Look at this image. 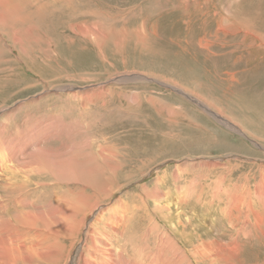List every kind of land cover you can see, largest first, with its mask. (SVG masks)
I'll return each mask as SVG.
<instances>
[{
	"label": "rangeland",
	"instance_id": "obj_1",
	"mask_svg": "<svg viewBox=\"0 0 264 264\" xmlns=\"http://www.w3.org/2000/svg\"><path fill=\"white\" fill-rule=\"evenodd\" d=\"M22 4L0 121L50 164L20 192L55 212L35 264H264V0Z\"/></svg>",
	"mask_w": 264,
	"mask_h": 264
},
{
	"label": "bare ground",
	"instance_id": "obj_2",
	"mask_svg": "<svg viewBox=\"0 0 264 264\" xmlns=\"http://www.w3.org/2000/svg\"><path fill=\"white\" fill-rule=\"evenodd\" d=\"M24 1L25 0H0V32L6 35L7 32L4 33V29H12L11 33L16 35V39L14 40L16 41L15 47L19 48L20 50L22 49L20 47V44L24 40L22 39L23 32L16 29L15 22L18 23V21H23L26 17V14L23 15L24 10L22 7V2ZM190 99H192V96ZM197 103L203 109H206V107L202 106L199 102ZM206 111L208 110L206 109ZM210 113L212 114V116L215 115L217 118L215 116L214 117L218 119L219 123L221 122V124L226 122L225 124L227 125V122H229L222 117L220 118L215 113ZM10 114L5 115L4 117L1 115L3 117L1 120L5 123ZM2 121H0V264H35V262H37L41 257V249L43 247L42 244L46 236H49L47 235V233H49L48 229H51L52 224L54 225L55 212L49 209L46 216H43L42 214L41 216L37 215V217L32 216L31 213L33 211H25L27 204L25 202L26 200L24 201L23 197L21 196V193L24 190H22V188H25L27 182L33 180L34 174L32 173L34 171L39 172L42 166H48L50 164L48 163V159L46 157L41 158L40 156H37L33 160H28L27 158L22 156L24 155V151L28 149L26 136H29L30 130H27V133L25 132L23 135L14 137V139L11 140L10 143H7L4 140V132L9 125H5L4 123L1 124ZM34 133L36 134V132ZM19 137L20 139H18ZM36 150L38 149L36 148ZM53 167L54 166H51V169H53ZM18 176L20 178H18ZM37 183L39 184L40 182ZM99 202L101 201H98V203ZM96 203L97 202L90 204L89 208H91ZM17 206L20 209H16ZM71 206L72 205L69 206L70 209ZM14 208L15 211H13ZM101 212L102 211H100L99 213ZM104 215H106V213ZM63 218H65V215L63 216ZM68 218L69 215L67 219ZM69 225L70 223H65V225H63L61 229H59V231L62 232L68 230ZM80 258L84 259V257Z\"/></svg>",
	"mask_w": 264,
	"mask_h": 264
}]
</instances>
